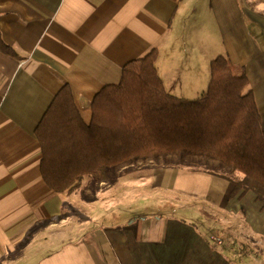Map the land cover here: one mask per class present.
<instances>
[{
	"label": "crops",
	"instance_id": "obj_1",
	"mask_svg": "<svg viewBox=\"0 0 264 264\" xmlns=\"http://www.w3.org/2000/svg\"><path fill=\"white\" fill-rule=\"evenodd\" d=\"M0 34L21 57L0 53V264H234L213 236L264 241V208L252 193L226 200L230 170L215 160L196 173L172 165L157 172H173L169 188L205 204L218 227L201 230L182 217L92 198L84 179L72 193L50 190L34 134L64 85L88 124L95 95L152 49L164 90L178 99L206 93L219 56L245 68L264 130V0H0ZM162 185L155 176L153 188ZM113 210L120 213L108 225Z\"/></svg>",
	"mask_w": 264,
	"mask_h": 264
},
{
	"label": "trees",
	"instance_id": "obj_2",
	"mask_svg": "<svg viewBox=\"0 0 264 264\" xmlns=\"http://www.w3.org/2000/svg\"><path fill=\"white\" fill-rule=\"evenodd\" d=\"M0 53L21 58L1 34ZM156 53L127 63L119 83L95 95L88 124L70 87H60L34 131L45 185L71 193L84 178L106 181L109 169L132 160L194 155L241 175L228 182L226 200L252 193L264 208V130L245 68L217 57L209 64L206 93L188 101L166 93Z\"/></svg>",
	"mask_w": 264,
	"mask_h": 264
},
{
	"label": "rangeland",
	"instance_id": "obj_3",
	"mask_svg": "<svg viewBox=\"0 0 264 264\" xmlns=\"http://www.w3.org/2000/svg\"><path fill=\"white\" fill-rule=\"evenodd\" d=\"M204 160L205 164L202 161ZM208 162H214L211 159L204 158L202 156L194 155H162L152 159L143 160H132L127 163L118 165L117 168H112L108 171L107 181H102V184H97L93 179L89 177L84 178V183L82 187L88 189L92 192L93 196L108 197L114 201L122 202L123 205L127 207L129 203H133V213H148L157 214L164 216L182 217L188 219L194 223L199 224V228L203 230V226L207 229H213L218 227L217 223L209 218L207 214L205 204L199 201L191 202L189 201L195 194L184 193L180 188L171 187L170 176H175L173 172H167L164 170L162 174L160 173V167L172 165L170 167L177 168L179 171L196 173V166L208 167ZM220 168H227L221 163H217ZM179 166V167H176ZM170 170L172 168H163ZM160 171L159 173H157ZM163 177L165 185L162 188L165 190H160L153 188L152 181H154L155 176ZM230 180H237L236 173H228L226 175ZM101 182V181H98ZM118 182L116 187H112L111 184ZM110 184V185H109ZM167 184V185H166ZM109 185L108 188H106ZM80 188V187H78ZM214 188L217 189L215 186ZM225 190V188H223ZM195 193L196 190H190ZM72 193V192H71ZM217 191L210 197L217 196ZM189 202V203H187ZM101 203L94 204V207H100ZM110 209H113L115 205H110ZM120 212L113 210L108 213V225H113L115 223L116 217ZM204 219H208V224H203ZM220 237L221 244L213 245L219 248H224L225 250H230L228 256L233 260L234 264H264V241L255 237H239L236 236L234 231H230L229 234L224 232L222 235H215ZM252 244V245H251Z\"/></svg>",
	"mask_w": 264,
	"mask_h": 264
},
{
	"label": "built area",
	"instance_id": "obj_4",
	"mask_svg": "<svg viewBox=\"0 0 264 264\" xmlns=\"http://www.w3.org/2000/svg\"><path fill=\"white\" fill-rule=\"evenodd\" d=\"M211 240H212V242L215 244H217V245H220L221 244V240H220V237H216V236H213L212 238H211Z\"/></svg>",
	"mask_w": 264,
	"mask_h": 264
}]
</instances>
